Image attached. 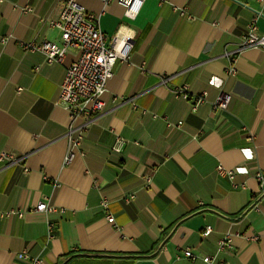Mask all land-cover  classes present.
I'll return each mask as SVG.
<instances>
[{"label": "crops", "instance_id": "crops-1", "mask_svg": "<svg viewBox=\"0 0 264 264\" xmlns=\"http://www.w3.org/2000/svg\"><path fill=\"white\" fill-rule=\"evenodd\" d=\"M65 1L0 0V153L19 159L0 166V264H27L18 259L23 251L42 264H203L185 258L186 248L216 264H264V196L255 197L254 178L264 173V50L242 51L236 74H224V53L237 47L247 24L257 18L264 33V5L147 0L126 20L117 0H71L102 12L108 40L120 32L134 45L106 84L104 112L65 164L67 131L82 120H71L57 98L78 53L69 48L62 63L46 64L41 53L19 47L60 44L50 23ZM183 85L191 95L205 93L196 110L173 93ZM220 92L231 102L213 112ZM116 136L126 141L121 153L111 150ZM219 165L234 171L237 188ZM129 195L135 198L125 203ZM102 198L111 201L114 225ZM46 201L63 212L34 210ZM225 235L232 250L217 252Z\"/></svg>", "mask_w": 264, "mask_h": 264}, {"label": "built area", "instance_id": "built-area-1", "mask_svg": "<svg viewBox=\"0 0 264 264\" xmlns=\"http://www.w3.org/2000/svg\"><path fill=\"white\" fill-rule=\"evenodd\" d=\"M99 1L104 6L110 2V0ZM145 1L147 0H117V4L124 10V18L133 20L140 13ZM258 2L264 5V0H258ZM175 11L178 10L175 9ZM179 13L181 16L187 15L185 8L181 9ZM101 15L102 12H90L77 2L67 0L63 3L58 20L50 23V27L60 31V44L47 41L41 43L19 42V47L23 52L41 53L46 64L62 63L69 48L76 50L78 53L77 59L66 68L57 98V104L63 107L71 120H82L79 125L70 126L67 131L65 164L72 160L74 149L80 145L83 132L86 131L88 125L104 112L105 102L102 100V95L106 90V84L112 77L117 62L126 60L134 45V40L131 36L120 32L108 40V37L100 28ZM256 19H252L247 24L246 33L237 47L224 53V58L227 62L224 67L225 76L232 77L236 74L235 59L242 51L251 48L264 50V33H258ZM38 69V66L35 67V71H38ZM167 81V79L163 78L162 84H166ZM173 93L177 97L191 102L193 110H196L205 101V93L191 95L186 85L175 87ZM231 99L230 93L220 92L211 105L212 111H225ZM154 117L157 118V115H154ZM178 124L180 125V123ZM167 127L172 128V125L167 124ZM125 144L126 141L122 137L116 136L111 150L114 153H121ZM18 160L12 155L0 153V166L12 165ZM217 172L221 177H227L234 189L238 187L233 182V170H226L219 165ZM254 178L258 185L255 197L261 198L264 196V173L257 170L254 173ZM150 183L151 175H147L144 178L145 189L149 187ZM134 198V195H129L123 200L128 203ZM110 204L111 201L109 199L102 198L99 202V207L106 213L107 222L114 225V217L109 213ZM34 210L43 213L63 212V210L50 205L48 201L39 202ZM8 214L19 218L22 217V212L20 211H10ZM52 229V225H49L48 231L51 232ZM211 231V227L207 226L204 235H208ZM231 250L230 236L225 235L218 241L217 252ZM182 255L191 262L200 261L203 264H216L213 258H199L187 248L182 251ZM18 259L27 264H42V260L39 257L31 258L26 251L19 253Z\"/></svg>", "mask_w": 264, "mask_h": 264}]
</instances>
